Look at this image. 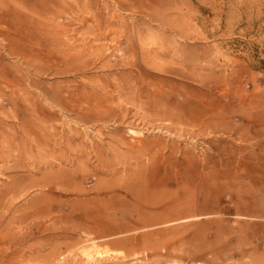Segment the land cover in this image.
Returning a JSON list of instances; mask_svg holds the SVG:
<instances>
[{
	"label": "rangeland",
	"instance_id": "rangeland-1",
	"mask_svg": "<svg viewBox=\"0 0 264 264\" xmlns=\"http://www.w3.org/2000/svg\"><path fill=\"white\" fill-rule=\"evenodd\" d=\"M0 264H264V0H0Z\"/></svg>",
	"mask_w": 264,
	"mask_h": 264
},
{
	"label": "bare ground",
	"instance_id": "bare-ground-1",
	"mask_svg": "<svg viewBox=\"0 0 264 264\" xmlns=\"http://www.w3.org/2000/svg\"><path fill=\"white\" fill-rule=\"evenodd\" d=\"M79 20H81V19H79ZM56 27H57V25H56ZM100 57H101V56H100ZM105 66H106V65H105ZM70 72H71V71H70ZM74 72H75V71H74ZM83 82H84V81H83ZM88 83H89V82H88ZM96 85H97V84H96ZM100 86H101V85H100ZM89 87H90V86H89ZM104 87H105V86H104ZM98 88H99V87H98ZM107 88H108V87H107ZM92 89H93V88H92ZM94 90H95V89H94ZM107 91H108V90H107ZM93 92H94V91H93ZM104 93H105V92H104ZM108 93H110V92H108ZM73 94H74V93H73ZM88 94H89V93H88ZM113 94H114V93H113ZM113 94H112V95H113ZM113 96H114V95H113ZM14 116H15V115H14ZM37 130H38V129H37ZM37 135H38V134H37ZM24 144H25V143H24ZM24 151H25V150H24ZM57 155H58V153H57ZM24 157H25V156H24ZM24 157H23V158H24ZM25 158H26V157H25ZM12 188H13V187H12ZM11 191H12V190H11ZM85 254H87V257L90 256V255L88 254L87 251L85 252Z\"/></svg>",
	"mask_w": 264,
	"mask_h": 264
}]
</instances>
